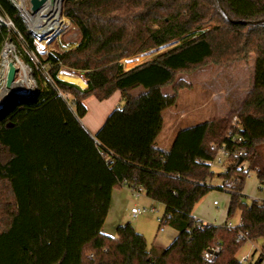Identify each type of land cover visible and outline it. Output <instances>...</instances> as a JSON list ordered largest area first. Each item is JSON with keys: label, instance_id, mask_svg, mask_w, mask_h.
<instances>
[{"label": "trees", "instance_id": "16d2710c", "mask_svg": "<svg viewBox=\"0 0 264 264\" xmlns=\"http://www.w3.org/2000/svg\"><path fill=\"white\" fill-rule=\"evenodd\" d=\"M0 14L15 26L0 30V53L17 44L36 82L33 93L0 106V264H242L250 241L260 250L246 264L264 262V201H243L250 172L264 185V0H65L81 40L44 53L11 0H0ZM252 56V89L239 109L181 129L167 149L155 146L165 112L189 88L180 74ZM60 71L87 87L59 79ZM117 91L124 104L93 138L81 123L84 101ZM220 149L228 156L216 175ZM215 176L230 195L228 218L240 212L236 227L193 215ZM124 186L165 207L178 232L168 247H149L131 223L115 237L103 233L113 191ZM216 247V258L205 259Z\"/></svg>", "mask_w": 264, "mask_h": 264}, {"label": "rangeland", "instance_id": "374dc122", "mask_svg": "<svg viewBox=\"0 0 264 264\" xmlns=\"http://www.w3.org/2000/svg\"><path fill=\"white\" fill-rule=\"evenodd\" d=\"M33 1L36 0H25V5L28 9L33 7ZM61 14L62 18L66 20L62 29L53 33L50 40L48 39L41 42L35 41L40 52H51L54 49L70 50L79 44L81 40L79 29L73 25L70 19L64 16L63 7ZM18 43L21 44V41L19 40ZM16 45L17 44L13 43L5 55L3 54L6 47H3L0 53V97L4 93V88L1 87L3 78L2 65L11 61L12 56L15 55H17L19 60L23 63L25 71V74L22 73V70L16 73V81L25 78L27 80L25 89L28 93H33L36 88V82L32 76V72L21 60ZM164 49L165 48H161L159 52L161 53ZM153 54L154 52H151L134 59L124 60L123 65L126 69H130L147 61ZM254 63L255 57L252 56L247 63L240 61L228 67L206 65L180 74L178 79L184 81L189 88L180 91L177 104L165 112L164 129L162 134L158 137L155 146L157 148H168L171 146L177 132L181 129L216 118L225 117L230 112L239 109L252 89ZM73 74L74 73L60 71L58 77L59 79L69 80L71 83L82 88L87 87L81 77ZM140 92L141 89L135 91L133 94H138ZM115 93L109 101L104 103L99 102L93 97L87 99L85 105L88 109V114L81 121L82 124L86 126L87 130H90L91 125L96 124L100 125L101 128L109 114L124 104L119 91ZM165 93L171 94L172 89L166 88ZM11 95L17 94L13 93L10 94V96ZM1 102L0 100V106L2 105ZM259 149H261V153L264 156V142L260 144ZM223 158L224 157L219 156L215 162L211 163L212 170L216 175L224 170L222 164ZM245 166L247 165L245 164ZM223 185V179L215 176L209 183L211 188L210 192L195 206L193 214L196 219L206 224L225 226L231 223L233 227H236L240 224V212L237 211L231 218H228L230 195L227 190L223 188ZM243 201L248 205L255 201H264V185L259 183L255 172H250L246 179ZM133 207L145 209L146 212L137 218H133L131 216ZM164 216L165 209L162 204L152 201L143 192H139V194L136 195L131 192V190L126 189L124 193H117V198H114L112 207L104 224L103 233L115 237L117 227L122 224L131 223L134 228L135 224L143 225L148 231L147 234H149V236H144L148 242V246L151 247L154 242H156L155 245H159V240L163 236L171 235V238H173V236H175L174 234H177L169 225L165 226V232L159 231L157 218ZM123 218H125L126 221H124ZM111 231L113 234H110ZM252 244L258 249L257 252ZM259 250V245L250 241L242 247L238 257L242 258L247 255L253 256L256 252L257 254L253 258V261H256Z\"/></svg>", "mask_w": 264, "mask_h": 264}, {"label": "built area", "instance_id": "2783aa9c", "mask_svg": "<svg viewBox=\"0 0 264 264\" xmlns=\"http://www.w3.org/2000/svg\"><path fill=\"white\" fill-rule=\"evenodd\" d=\"M38 3V8L36 11H33V7H31L30 9H28L25 5V0H11V2L13 3V5L16 7V9L18 10L19 14L22 16V18H24V21L26 22L29 32L31 33V35L34 37L35 41H44L47 39H50V37H52L53 33L55 32V30H50L47 33L43 34H39L37 32H35L38 28L37 25H35V21L34 18L38 15L39 12H41L42 10H44V13L49 12V9L53 8V9H58L59 12V16H60V20L62 19V7H63V2L65 0H36ZM48 5V6H46ZM57 7V8H56ZM64 25V24H63ZM5 26L10 30H14L15 31V26L13 24L12 21H10L9 19L4 18L1 14H0V30L2 29V27ZM63 27V26H62ZM59 28L58 31H60ZM12 42H7L4 47H6V49L4 50V54L5 55L10 47L12 46ZM11 62H13L14 66L18 71L22 70V73L25 74L24 71V67H23V63L19 60L18 56H12V60ZM6 64V63H5ZM5 64L2 65V70H3V78H2V86L4 88L3 85V80H4V67ZM44 69V68H43ZM15 81H16V77H15ZM2 89V88H1ZM33 92V91H32ZM29 95V94H28ZM8 98V97H7ZM6 98V99H7ZM5 99V100H6ZM4 100V101H5ZM3 101V102H4ZM219 156H222L224 158H226L228 156V153L226 152L225 149H220L219 150ZM236 156H242V152H237ZM223 158V159H224ZM218 159V158H217ZM216 161V160H215ZM214 161V162H215ZM213 163V162H212ZM220 163V161H219ZM134 194L138 195L139 192H134ZM216 204V203H215ZM146 210L145 209H139V208H133L131 210V216L133 218H137L138 216L142 215L143 213H145ZM171 216L170 215H165L164 217H160L157 218V222L159 223V231L163 232L165 230V226H167L169 224V220H170ZM229 227H233V225L231 223L228 224ZM240 238L244 239L246 238V234L241 233L239 235ZM253 245V244H252ZM254 246V245H253ZM255 251H258V249L254 246ZM210 250H212V252H209ZM220 253V247H216L215 249H208L207 251L204 252V258L207 260H213L216 258V256ZM253 258V256L247 255V256H243L242 258H240V263L242 264H246L248 263L251 259ZM262 264H264V262H262Z\"/></svg>", "mask_w": 264, "mask_h": 264}, {"label": "bare ground", "instance_id": "6f19581e", "mask_svg": "<svg viewBox=\"0 0 264 264\" xmlns=\"http://www.w3.org/2000/svg\"><path fill=\"white\" fill-rule=\"evenodd\" d=\"M34 21L36 23L35 25H37V28H38L35 32L39 34H43V35L50 30H55V32L58 31V29L61 28L63 24H65L66 22L64 18L60 20L58 9H53V8L49 9V12L47 13H44V10L39 12L38 15L34 18ZM26 86H27V80L23 78L21 80L15 81L12 84L11 89L8 90L4 88V93L0 97V100L2 101L1 103H3V101L7 97H9L10 94H13V93L17 95L23 94L24 91L26 90L25 89Z\"/></svg>", "mask_w": 264, "mask_h": 264}, {"label": "crops", "instance_id": "0c3cea01", "mask_svg": "<svg viewBox=\"0 0 264 264\" xmlns=\"http://www.w3.org/2000/svg\"><path fill=\"white\" fill-rule=\"evenodd\" d=\"M74 75V74H73ZM82 79V78H81ZM61 80H64V79H61ZM83 80V79H82ZM65 82L67 81L68 83L70 82L69 80H64ZM84 81V80H83ZM85 82V81H84ZM71 83V82H70ZM85 86H86V82H85ZM82 88V87H81ZM86 88V87H85ZM84 89V88H83ZM117 93V92H116ZM115 93V94H116ZM120 93V92H119ZM120 96H121V93H120ZM113 97V96H112ZM111 97V98H112ZM91 98V97H90ZM94 98V97H93ZM111 98H109L108 100H105V101H102V103H104V102H107V101H109ZM89 99V98H88ZM96 99V98H95ZM121 99H122V97H121ZM97 100V99H96ZM86 101H87V99L84 101V104L86 103ZM100 102V101H99ZM86 106V105H85ZM119 107H121V106H119ZM87 108V107H86ZM87 111H88V109H87ZM87 114H88V112H87ZM87 114H86V116H87ZM85 116V117H86ZM84 117V118H85ZM83 118V119H84ZM83 119H81V121L83 120ZM82 123V122H81ZM83 125V124H82ZM164 125H165V119H164ZM85 128H86V126L85 125H83ZM103 126V125H102ZM91 128H90V130H87V128H86V130L90 133V135L93 137V138H95V136H96V134H97V132L100 130V125H91L90 126ZM164 129V128H163ZM162 132H163V130H162ZM162 134V133H161ZM160 134V135H161ZM169 148V147H168ZM160 149H167V148H160ZM128 190V188L127 187H122V188H120V189H117V190H114L113 191V194H112V199H111V206H110V209H111V207H112V204H113V201H114V198L116 197L117 198V193H121V192H123L124 193V191L125 190ZM130 190V189H129ZM132 192V191H131ZM134 193V192H133ZM133 208H135V207H133ZM132 208V209H133ZM164 209H165V207H164ZM194 212V211H193ZM194 215V214H193ZM195 217V216H194ZM196 218V217H195ZM123 220L124 221H126V219L125 218H123ZM104 228V227H103ZM172 228V227H171ZM135 229H136V231L137 232H139L140 234H142V235H148L149 236V234H147L148 233V231L144 228V226L143 225H138V224H135ZM172 230H174L177 234H178V232L174 229V228H172ZM163 232H165V230L163 231ZM110 234H113V232L111 231L110 232ZM177 234H174L175 236H173V238H171L172 236L170 235V236H163L159 241H160V244L159 245H155V243L156 242H154V244H152V246H159V247H168L170 244H171V242L174 240V238L177 236ZM157 241V240H156ZM151 246V247H152Z\"/></svg>", "mask_w": 264, "mask_h": 264}, {"label": "water", "instance_id": "95a60500", "mask_svg": "<svg viewBox=\"0 0 264 264\" xmlns=\"http://www.w3.org/2000/svg\"><path fill=\"white\" fill-rule=\"evenodd\" d=\"M37 8H38L37 1H33V8H32L33 11H36ZM16 73H17V69L14 66L13 62L11 61L6 62L5 67H4V80H3V85L5 89H8V90L11 89L12 84L15 82ZM27 94H31V93L30 92L28 93V91L25 90L24 93L21 95H27ZM209 252H212V250H210Z\"/></svg>", "mask_w": 264, "mask_h": 264}]
</instances>
